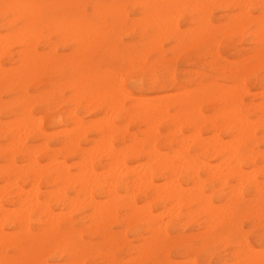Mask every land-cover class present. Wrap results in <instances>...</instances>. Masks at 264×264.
<instances>
[{
	"label": "bare ground",
	"instance_id": "obj_1",
	"mask_svg": "<svg viewBox=\"0 0 264 264\" xmlns=\"http://www.w3.org/2000/svg\"><path fill=\"white\" fill-rule=\"evenodd\" d=\"M0 264H264V0H0Z\"/></svg>",
	"mask_w": 264,
	"mask_h": 264
},
{
	"label": "rangeland",
	"instance_id": "obj_2",
	"mask_svg": "<svg viewBox=\"0 0 264 264\" xmlns=\"http://www.w3.org/2000/svg\"><path fill=\"white\" fill-rule=\"evenodd\" d=\"M132 7H130V6H127V8H126V11L127 12H129V15H130V19L131 18H133V19H137L138 17H137V15L136 14H133V13H135L134 12V10L133 9H131ZM219 9H214L213 10V17L214 18H216V17H218L219 15H220V10L218 11ZM90 13V12H89ZM253 15H257L256 13H253ZM132 19V20H133ZM129 24V23H128ZM180 28H181V30H186V28H189V26H185L184 25V21H181V23H180ZM126 31H128V32H126ZM125 31V29L124 30H122V38H123V40H124V44H130V42H131V37H132V33L131 32H129V30H126ZM131 36V37H130ZM238 40V38H235V40L233 39V41H237ZM166 44H165V47L166 48H168V47H170L171 46V43H169V42H165ZM232 43V42H231ZM234 45H237L238 44V42H234L233 43ZM170 45V46H169ZM232 44H230L229 46H231ZM224 46H225V44H224ZM244 46V47H243ZM243 46H241V47H243V48H245L246 47V45H243ZM134 48V49H133ZM132 49H131V51L132 52H137L138 53V51H139V46L138 45H135L134 47H133ZM219 51H220V53L226 58V56H225V52H223L224 51V49L223 48H221V46H220V48H219ZM174 58V55L173 54H168V53H166L165 54V59L167 60V61H169L170 62V67H171V69L172 70H175V73H176V75L177 76H179L178 77V81L179 82H181L182 80H184L185 78H186V74H184V73H187L186 71L188 70V71H197V72H203L204 70L201 68V67H199L198 65H196V66H192V67H187L186 65H184L183 66V64H182V62H181V58H175V59H173ZM180 59V60H179ZM173 60V61H172ZM114 64H115V66L116 67H119L120 66V61L119 60H117V61H115L114 62ZM181 80V81H180ZM124 81V85L126 86V88L129 90V91H131V92H133V93H136V95H141V94H143V95H145V93H144V91H139L137 88H135L132 84H130L126 79H124L123 80ZM249 83V81L247 80L246 81V86L248 87V88H251V85L250 84H248ZM250 86V87H249ZM162 93H164V92H158V93H156V94H153L154 96H160ZM37 109H39V107L38 106H35V110H37ZM60 111H62L61 109H60ZM83 117H84V119H86V120H90V119H96V116H91V115H88V114H85V115H83ZM42 126H43V128H45L46 130H48V132H52V131H54V128L52 127V126H50L49 124H48V122H47V120L46 119H44L43 120V122H42ZM243 228H244V230L245 231H247V230H249V228H248V224L245 222L244 224H243ZM127 235H128V237L129 238H131V236H130V232L129 231H127ZM247 239H248V241L250 242V244H252V242H253V238H252V235L251 234H248V236H247ZM190 246H194L195 244H194V242L193 241H191V240H189L188 242H187ZM173 255V254H172Z\"/></svg>",
	"mask_w": 264,
	"mask_h": 264
}]
</instances>
